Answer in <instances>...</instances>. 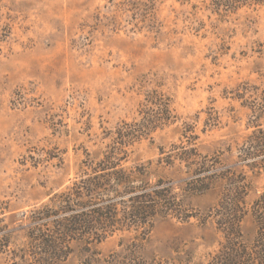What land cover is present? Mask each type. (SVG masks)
I'll return each mask as SVG.
<instances>
[{
  "label": "rangeland",
  "instance_id": "374dc122",
  "mask_svg": "<svg viewBox=\"0 0 264 264\" xmlns=\"http://www.w3.org/2000/svg\"><path fill=\"white\" fill-rule=\"evenodd\" d=\"M262 92L264 2L0 0V228L14 231L0 264L24 250L17 231L29 213L91 173L130 126L137 136L118 168L173 185L195 218H155L146 236L74 241L56 264H208L222 241L207 216L218 192L185 193L190 172L176 156L194 148L218 170L234 166ZM246 184L249 246L264 173L247 171Z\"/></svg>",
  "mask_w": 264,
  "mask_h": 264
},
{
  "label": "trees",
  "instance_id": "16d2710c",
  "mask_svg": "<svg viewBox=\"0 0 264 264\" xmlns=\"http://www.w3.org/2000/svg\"><path fill=\"white\" fill-rule=\"evenodd\" d=\"M263 2L212 0L216 7L229 8ZM248 106L252 131L237 149L234 166L218 170L216 161L200 160L194 148L176 156L190 172V181H184L185 193L195 196L218 192V202L207 216L222 241L210 255L208 264H264V192L251 207L256 235L249 246L244 244L240 230L246 216V172L264 173V126L259 124L264 118V92L256 93ZM136 136L131 126L118 131L119 140H114L110 151L102 156L91 173H85L66 192L54 195L48 204L29 213L28 225L17 231L25 232L27 244L24 250L14 251L9 257L11 264H56L68 257V245L74 241L87 246L99 244L117 231H134L136 235L140 232L146 236L155 218L170 217L180 223L195 218L182 210L173 185L159 180L151 186L148 181L140 180L144 179L146 170L140 168L130 174L118 168L117 156L124 153L123 149L133 143ZM3 230L7 227L0 228V254L9 248L14 233L1 234Z\"/></svg>",
  "mask_w": 264,
  "mask_h": 264
}]
</instances>
